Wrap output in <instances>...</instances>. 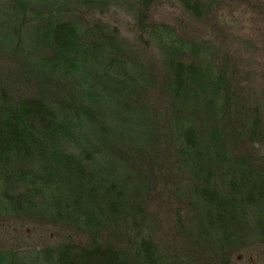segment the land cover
Listing matches in <instances>:
<instances>
[{
    "label": "rangeland",
    "instance_id": "obj_1",
    "mask_svg": "<svg viewBox=\"0 0 264 264\" xmlns=\"http://www.w3.org/2000/svg\"><path fill=\"white\" fill-rule=\"evenodd\" d=\"M193 1L201 17L181 0H0V94L57 107L78 138L59 149L124 192L119 218L101 221L82 206L87 226L57 218L55 203L70 195L64 180L37 182L31 196L36 186L17 183L11 193L32 202L24 209L0 183V264H53L62 243L113 248L144 264L136 252L145 236L158 264H264V198L255 208L244 200L256 177L264 194V0ZM58 22L99 29L106 52L89 43L90 62L66 58L51 37ZM178 63L195 75L176 98ZM187 123L199 135L201 172L185 156ZM208 173L223 210L203 197Z\"/></svg>",
    "mask_w": 264,
    "mask_h": 264
},
{
    "label": "trees",
    "instance_id": "obj_2",
    "mask_svg": "<svg viewBox=\"0 0 264 264\" xmlns=\"http://www.w3.org/2000/svg\"><path fill=\"white\" fill-rule=\"evenodd\" d=\"M82 0L89 6H101L100 0ZM146 4L150 0H143ZM184 6L196 17H201L202 8L200 3L193 0H181ZM99 36V37H98ZM51 37L54 47L66 58L77 57L84 63L90 62L87 48L90 43V51L94 54L106 52L98 43L101 31H84L79 24L72 22H58L52 27ZM96 52V53H95ZM93 54V55H94ZM88 58V59H87ZM87 59V60H85ZM58 69L63 71L62 61L57 62ZM91 65V63H89ZM173 94L176 98L181 97L184 90L185 77L193 73L192 66L183 63L172 64ZM57 107L52 104L34 98H26L19 102L12 101L2 90L0 94V183L7 186L3 196L12 206L25 208V204H32L27 201V197L18 194L14 196L11 192L15 191L17 183L31 184L36 186L37 182H42L43 186L50 187L59 180H64L69 189V196H65V204L62 202L55 207L56 216L64 222L84 223L91 226L92 220L84 218L89 216V212L81 211L85 206L91 208L101 219V221L119 218L122 213L124 192L116 182L106 183V172L90 167V164L74 154L65 156L59 149V144H73L75 140L74 130L70 125H65ZM182 142L186 150V158L195 161L199 172L204 168L201 164L202 147L200 146L199 135L193 123H187L184 128ZM61 148V147H60ZM53 163V165L49 164ZM22 167L18 169V167ZM27 166V168H26ZM36 166L34 172L33 170ZM205 169V168H204ZM62 170V171H61ZM64 171V172H63ZM246 168L239 172L240 178L244 182L242 185H249V176ZM32 173V174H31ZM63 174H66L65 176ZM256 177V176H255ZM39 178H42L38 180ZM101 179V180H100ZM105 179V180H104ZM214 175L208 173L205 176L204 199L211 206L217 209H224L226 199L216 190L211 188ZM244 196L245 206L255 208L262 202L264 194L261 190V181L256 177ZM8 191V194L6 192ZM83 190V191H82ZM37 186L31 195H35ZM1 194V193H0ZM77 198H74V197ZM83 197V202L79 199ZM26 197V198H25ZM80 197V198H78ZM4 204V202L2 201ZM1 203V204H2ZM89 206V207H88ZM137 247V256L144 264H158L159 259L156 253V245L150 236H145ZM53 264H127L123 255L113 249L102 246H76L74 244L62 243L55 252L51 253Z\"/></svg>",
    "mask_w": 264,
    "mask_h": 264
}]
</instances>
